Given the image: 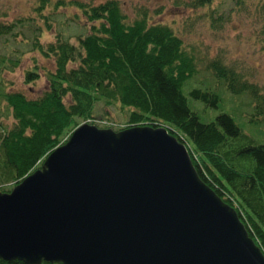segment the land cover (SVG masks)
<instances>
[{
    "label": "trees",
    "instance_id": "1",
    "mask_svg": "<svg viewBox=\"0 0 264 264\" xmlns=\"http://www.w3.org/2000/svg\"><path fill=\"white\" fill-rule=\"evenodd\" d=\"M49 1L42 0L38 11ZM248 1L177 0L178 8L206 17L216 32L234 13L247 12ZM51 2L56 10L74 7L81 12L87 32L72 39L58 33L48 44L35 38L34 49L54 64L45 76L36 67L25 72L24 83L30 87L45 77L39 94L5 89L0 94L14 121L10 127L0 121V192H10L38 169L82 123L115 130L165 126L187 145L202 180L237 210L264 252V143L246 134L228 113L203 122L183 91L188 81L204 74L233 94L248 93L254 107L251 121L264 122V87L257 78L244 63L228 59L223 48L214 52L186 43L184 31L157 21L162 10L152 12L148 2L135 4L133 18L120 0ZM260 3L264 16V0ZM16 26L0 22V37L11 35ZM47 27L52 30L51 24ZM189 94L209 107L217 108L221 101L213 88L195 87ZM100 103L106 116L113 106L127 111L125 125L115 127L108 117H98ZM0 264L24 263L0 259Z\"/></svg>",
    "mask_w": 264,
    "mask_h": 264
},
{
    "label": "water",
    "instance_id": "2",
    "mask_svg": "<svg viewBox=\"0 0 264 264\" xmlns=\"http://www.w3.org/2000/svg\"><path fill=\"white\" fill-rule=\"evenodd\" d=\"M0 259L24 264H264L237 210L168 127H77L0 192Z\"/></svg>",
    "mask_w": 264,
    "mask_h": 264
},
{
    "label": "rangeland",
    "instance_id": "3",
    "mask_svg": "<svg viewBox=\"0 0 264 264\" xmlns=\"http://www.w3.org/2000/svg\"><path fill=\"white\" fill-rule=\"evenodd\" d=\"M42 0H0V22L15 23L17 26L11 35L0 37V94L2 91H25L29 96L36 97L43 87L44 76L52 70L54 64L34 49L35 38L44 44L55 40L58 33L66 39H72L87 32L83 26L85 20L74 7H60L57 10L54 3L49 1L43 10L38 11ZM84 3L99 4L100 0H79ZM123 11L131 18L134 16L135 4L148 2L150 10H162L156 20L172 25L176 31H184L186 43L202 48H210L217 52L223 48L228 59L244 63L248 72L257 78L264 87V16L261 11L260 0H249L247 12L234 13L232 18L219 31L211 29V21L201 16L197 17L192 10L178 8L177 0H120ZM193 12V13H192ZM80 15L81 22H77ZM183 14V15H182ZM187 18L190 20L187 22ZM23 19L30 21L18 23ZM48 20V21H47ZM47 24L52 25L48 28ZM238 64H240L238 62ZM15 65V66H14ZM41 70L44 76L32 87L24 83V74L32 68ZM216 89L221 95L219 106L209 107L203 101L193 99L189 92L193 88ZM183 91L188 97L189 105L203 122L214 121L221 113L230 114L238 126L258 143H264V122H253L254 107L248 93L236 95L225 86H219L213 79L204 74L197 75L188 81ZM104 104L97 106V116L109 118L111 125L124 126L127 121V111L119 107L109 108L106 116ZM0 121L5 127L13 125L14 121L5 103L0 100ZM105 119H98L97 123L104 125ZM114 123V124H112ZM105 128V127H103ZM107 128V127H106Z\"/></svg>",
    "mask_w": 264,
    "mask_h": 264
}]
</instances>
